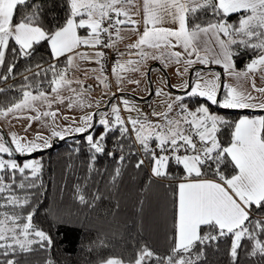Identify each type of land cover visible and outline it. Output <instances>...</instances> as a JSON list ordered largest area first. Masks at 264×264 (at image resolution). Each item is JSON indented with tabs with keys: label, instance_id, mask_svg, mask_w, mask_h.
Segmentation results:
<instances>
[{
	"label": "snow or ice",
	"instance_id": "6c2138e0",
	"mask_svg": "<svg viewBox=\"0 0 264 264\" xmlns=\"http://www.w3.org/2000/svg\"><path fill=\"white\" fill-rule=\"evenodd\" d=\"M133 3L141 15L139 20L134 18L138 13L127 7ZM230 16L236 19L230 20ZM141 23L142 31L137 27ZM122 25L131 26L136 33L137 38L125 46L136 51H129V59L123 61L119 57L124 53L116 51L118 59L112 64V74L117 84L121 83L122 72L138 70V65L149 59L159 60L164 66L173 61L179 65L183 60L185 71L197 62L222 65L223 76L233 78L236 83L223 79L214 69H210V74L197 69L191 79H182L172 86L184 90L182 95L166 93L158 87L156 92L168 99L162 101L167 105L162 112L153 113L161 117L157 120L141 114L123 96L120 100L124 109L137 111L135 117L128 115L125 120L120 104L111 103L109 112H102L99 121L94 119L93 112L80 115L79 125L73 118L71 125L62 128L54 120L44 119L56 117L59 109L51 107L56 102L67 100L68 108H84L87 104L84 82L76 81L81 86L77 92L72 88L73 80L66 75L77 60H95L100 65L97 80L109 86L103 71L105 53L99 46L105 39L110 47L122 40ZM41 44L51 61L44 65L45 72L51 71V79L47 80L51 91H45V81L39 80L12 85L20 90V97L6 107L0 106V115H23L28 117L29 124L34 119L43 120L51 132V135L37 132L27 138L12 131L8 133L10 141L0 135V264H21V255L26 257L37 247L50 250L54 243L51 224L72 223L70 212L51 205L44 209L51 221L49 230L34 223L39 209L32 203L34 194L25 189L39 185L43 191L42 182L37 179L42 162L40 158H31L20 163L13 155L48 148L53 137L85 133L87 129L85 140L91 174L97 154L105 151L107 133L115 128L120 136L115 137L117 144L113 148L118 145L120 154L114 157L115 167L109 180L116 183L122 174L126 154L119 141L126 136L139 145V151L131 145L128 148L129 155L140 156L135 166L140 168L148 158L149 180L171 181L167 185L173 196L171 227L168 247L163 253L142 241L127 259L109 256L97 264H203L208 249H218V242L228 237L230 264H239L241 247L248 257L259 256L260 264H264V115L233 118L211 111L204 102L194 108L183 102L184 98L198 96L228 109L264 110V101L240 86L242 80L251 78V89L264 93V87L257 88L255 83L257 72L264 78V0H0V64H4L9 50L14 61L21 57L31 60ZM88 50L94 54L90 55ZM242 53L250 59L237 68L234 57ZM37 58L42 64V57ZM134 64L137 68H132ZM34 67L38 76L40 65ZM13 71L14 63L8 62L0 79ZM23 79L28 81V76ZM221 87L222 96L218 94ZM66 88L70 93L67 97L62 95ZM174 104L179 107L175 115H170ZM42 105L48 107L42 109ZM96 123L103 126V131L94 136L90 129ZM225 128L230 129V137L222 140ZM107 155L113 157V151ZM171 167L175 172L169 171ZM73 195L89 208L100 198L96 192L89 202L79 186ZM244 238L250 241V246L244 244ZM99 243L103 244V239ZM95 244V240H89L86 247ZM43 264L56 262L49 254Z\"/></svg>",
	"mask_w": 264,
	"mask_h": 264
},
{
	"label": "trees",
	"instance_id": "16d2710c",
	"mask_svg": "<svg viewBox=\"0 0 264 264\" xmlns=\"http://www.w3.org/2000/svg\"><path fill=\"white\" fill-rule=\"evenodd\" d=\"M229 19L235 20L236 17L230 16ZM46 51L45 46L41 44L31 60L21 57L15 61L11 51L7 52L4 64H0V76H4L7 71L8 62L14 63V71L7 78L0 79V106L6 107L8 103L20 97V90L12 85L35 83L39 80L45 81L43 85L45 91L51 90L47 86V80L51 79V71L44 70V65L51 63L46 56ZM38 56L42 57V64ZM234 59L236 67L242 68L250 56L242 53ZM30 64L33 67H29ZM38 64L40 72L37 76L35 75L37 69L34 66ZM63 64L64 61L61 60L59 67L62 68ZM24 76H28V81L23 79ZM222 92L223 89L219 93L220 96ZM187 101L191 108L204 102L211 111L233 118H238L243 113L257 112L264 115V110L261 109H228L198 96L188 98ZM90 130L94 136L99 135L103 131V126L96 123ZM86 134L87 132L66 135L63 138L54 139L53 145L48 148L31 154H17L19 162L29 155H38L42 162V170L37 179L42 182L43 191H40L39 185L25 189L34 194L32 203L39 209L35 214L34 223L49 230L51 221L44 214V209L50 205L72 214V223L51 224L54 243L50 250L37 247L36 251L26 257L21 255V264H43L49 254L56 264H97L99 260L109 256L127 259L133 255L135 247L142 241L161 253L167 249L173 201L172 189L167 185L171 181L149 180V159L146 158L147 163L144 162L140 168H137L135 161L140 157L135 153L129 155V145L135 147V144L125 136L119 141L125 147V166L117 182L112 183L109 177L115 167L114 157L120 154L118 145L115 149L113 148V145L117 144L115 137L120 136L118 128L110 129L107 133L104 141L105 151L97 154L94 168L89 174L90 154L85 140ZM228 137H230V129L225 128L222 130L221 138L223 140ZM109 151H113V157L107 155ZM169 171L175 172V168L171 167ZM19 179L20 175L17 173V180ZM77 186L89 198V202L96 192H99L100 198L93 207L89 208L74 199L73 194ZM101 239L104 241L103 244L99 243ZM89 240L96 241L94 247H86ZM133 241H136V244ZM244 244L250 246V241L244 238ZM229 246L230 237L221 239L218 242V249H208L207 259L203 261V264H230L227 254ZM239 264H260V257H248L246 249L241 247Z\"/></svg>",
	"mask_w": 264,
	"mask_h": 264
},
{
	"label": "rangeland",
	"instance_id": "374dc122",
	"mask_svg": "<svg viewBox=\"0 0 264 264\" xmlns=\"http://www.w3.org/2000/svg\"><path fill=\"white\" fill-rule=\"evenodd\" d=\"M127 7H130V9L135 12V3L132 5H127ZM135 59V57H134ZM123 61V60H122ZM159 64V65H158ZM143 66V72L141 75L143 76V80L141 81L145 87V90H141L137 96H135L133 99L141 106V110L139 111L141 114H147L149 119L157 120L161 119V117L153 115L154 112H162L164 108L167 106L166 103H162V101H166L168 99L167 96L158 94L156 92V89L159 87L164 90L166 93H173L174 95L180 94L182 95L183 91L180 88L172 87L173 85H176L179 83L182 79L178 76H176L175 72H173L171 67H167L166 69L161 66L160 63L154 61L152 63H147L146 61L139 64L138 68ZM217 65L210 66L211 69H214L216 71H219L222 74L223 79L229 80L231 83H236L233 78L223 76L224 70H219L216 67ZM145 67V68H144ZM132 68H137V65H132ZM206 68V67H204ZM204 73L209 74V69H202ZM105 76L107 77V84L108 87H105L104 84H102L99 80L98 83L102 85V91L108 92V93H101L95 91L93 88L86 89L83 88V95L85 99L87 100V104L84 108L80 107H72L68 108L67 104L68 101L65 100L63 102H56L51 105L52 108H58L59 112L56 113V117H45L44 119L53 121L56 126L59 128H62L64 125H71L73 123V118H75L76 124L79 125V117L85 112H93L94 119L96 121H99L100 115L102 112H109L111 103H119L120 104V111L123 107V101L121 102L120 98H116L114 96V86L116 85V88L120 91V97L123 96L125 99L128 100L127 95H125L126 91L127 93H130L129 89L132 87V83L134 80L140 75L136 72V70L129 69L128 73L125 71V73H121V83H116V77L112 74V70L110 75L108 73H105ZM192 75L187 76L185 79H191ZM184 79V78H183ZM255 83L257 85V88L264 87V78L261 77V74L257 72L255 74ZM73 88L77 91H81V86L76 83V81L72 84ZM129 86V87H127ZM240 86L244 88L245 90L253 91L254 95L257 99L264 101V93H260L258 91H255L251 89V78L242 80L240 82ZM129 91V92H128ZM145 93V94H144ZM62 95L65 97L69 96V90L66 88L63 90ZM223 95V92H222ZM221 95V96H222ZM131 98V100H133ZM188 99V98H187ZM186 98H184L183 102L185 104L189 103ZM98 101V103H97ZM106 101L108 103H106ZM91 105L90 107L88 105ZM48 107L47 105H42L41 108ZM178 104H174L173 110L170 113V115H175V110L178 108ZM190 107V106H189ZM222 107V106H221ZM191 108V107H190ZM252 109V108H247ZM258 109V108H255ZM31 111V110H29ZM67 114V117L65 116ZM32 115H35V112H32ZM87 130V129H86ZM15 131L18 134H20L22 137L32 138L35 133L39 132L46 135H51L49 126L45 125L43 120H32L29 124V119L26 116L20 115L16 116L14 114H9L8 116L0 115V135H3L6 140L11 139V137L8 135V133ZM75 134L67 133L66 135ZM65 135V136H66ZM61 138V137H53L52 142L54 139ZM51 142V144H52ZM41 150V149H38ZM37 150H34V152ZM16 154V155H15ZM13 155L14 159H17L18 155H25L21 153H15ZM31 154V153H28ZM5 158L7 157V154H4ZM31 158H38V155H29L26 157H23L21 159V162H23L24 159H31ZM18 161V159H17ZM19 162V161H18Z\"/></svg>",
	"mask_w": 264,
	"mask_h": 264
},
{
	"label": "crops",
	"instance_id": "0c3cea01",
	"mask_svg": "<svg viewBox=\"0 0 264 264\" xmlns=\"http://www.w3.org/2000/svg\"><path fill=\"white\" fill-rule=\"evenodd\" d=\"M135 12H137L138 14L134 18L138 19V20L141 19V15L139 14V10L137 8V4L136 3H135ZM137 27L140 29V31L143 30L142 23L137 25ZM120 36H122L123 39L122 40H118L114 47H115L116 51L119 50L121 53H124L123 56L119 57V59L122 61V60L129 59V56H128V52L129 51H132V52L136 51V49L129 50L125 46L127 44H129L131 41H134L137 38V36H136L135 32L131 31V26H129V25H122L121 26ZM88 51H89L90 55L94 54V53L91 52V50H88ZM132 58L134 59V56ZM154 61L160 63L161 66H163L165 69L167 67H171L173 72H175L176 76L180 77L181 79H183V78L185 79L187 76L193 75L196 72L197 69H209L208 72H210V69H211L210 66H212V65H203V64H200L199 62H197L194 66L188 67L187 71H185L186 65H185L183 60L180 62L179 65H177L173 61V62H170L167 66H164L161 61L154 60V59H149L146 62L149 64V63H152ZM217 66L220 67V68H217V69L223 70L222 65H217ZM204 67H206V68H204ZM177 68H179V72L177 71ZM128 71L129 70H127V73H128ZM136 72L138 74L140 73V75H138V77L134 80V82L132 83L133 84L132 87L129 88V89H131L130 93H127V91H126L125 95H127L126 97H128V100L130 101V103L132 105H134L135 109H138L140 111L141 110V106L133 98L135 96H137L138 94H140L139 92L141 90H145V87H144L143 83L141 82L143 80V76L141 75V73L143 72V66L138 68V70H136ZM123 73H125V72H123ZM66 75L68 76V78L72 79L73 82L77 81V80H82L84 82L83 83V88H86V89L93 88L97 92H101V93H105V94L108 93V92H105V91L103 92L101 90L102 89V85L98 83V80L96 78L98 75H100V65L95 60H83V61L77 60L76 61V66L72 67L67 72ZM89 86H91V87H89ZM127 87H129V86H127ZM72 88H73V86H72ZM113 89H114L113 90L114 91V96H116V98L119 99L120 98L119 89L116 88V85L114 86ZM131 98L133 100H131ZM128 115H132V116L135 117L137 115V111H135V110L129 111V110H125L124 108H122L121 116L123 118H125V120H126ZM242 115H262V114L254 112V113H243Z\"/></svg>",
	"mask_w": 264,
	"mask_h": 264
},
{
	"label": "built area",
	"instance_id": "2783aa9c",
	"mask_svg": "<svg viewBox=\"0 0 264 264\" xmlns=\"http://www.w3.org/2000/svg\"><path fill=\"white\" fill-rule=\"evenodd\" d=\"M114 39H115V37H114ZM99 48L105 53L104 57H102L103 70L105 71V73H108L110 75L111 70H112V64L118 58L116 55V49H115V47H110L107 45V39L104 40V42L99 46ZM135 148H137V150L139 151V145L135 144ZM141 155H142V153H141ZM144 162H146V158H145Z\"/></svg>",
	"mask_w": 264,
	"mask_h": 264
},
{
	"label": "water",
	"instance_id": "95a60500",
	"mask_svg": "<svg viewBox=\"0 0 264 264\" xmlns=\"http://www.w3.org/2000/svg\"><path fill=\"white\" fill-rule=\"evenodd\" d=\"M221 89H222V87H221ZM220 91H221V90H220ZM220 91H219V93H220ZM219 93H218V94H219ZM87 131H89V130H86L85 132H87ZM51 145H53V142H52V144H51Z\"/></svg>",
	"mask_w": 264,
	"mask_h": 264
}]
</instances>
